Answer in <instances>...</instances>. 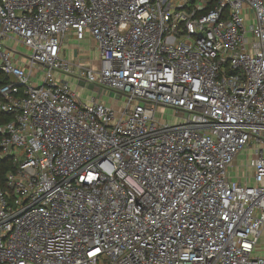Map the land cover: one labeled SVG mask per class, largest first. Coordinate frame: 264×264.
Masks as SVG:
<instances>
[{
  "label": "built area",
  "instance_id": "1",
  "mask_svg": "<svg viewBox=\"0 0 264 264\" xmlns=\"http://www.w3.org/2000/svg\"><path fill=\"white\" fill-rule=\"evenodd\" d=\"M0 71V264H264V0H0Z\"/></svg>",
  "mask_w": 264,
  "mask_h": 264
},
{
  "label": "rangeland",
  "instance_id": "2",
  "mask_svg": "<svg viewBox=\"0 0 264 264\" xmlns=\"http://www.w3.org/2000/svg\"><path fill=\"white\" fill-rule=\"evenodd\" d=\"M248 25L252 24V20L247 21ZM250 36V35H249ZM10 46H15L14 42H9ZM16 50L29 55L30 51L27 49L26 46L23 44H18L15 46ZM76 52H80L81 58L86 60L87 64H92L94 66H98L99 58H98V51L95 48V42L91 38H87L83 41H77L74 39L73 36L69 37V40L66 41L65 44V57L67 59H73L76 56ZM5 74H1L3 77ZM0 77V78H1ZM33 83H40V77L38 79L32 78ZM72 87L74 90L78 91L82 100L98 98L99 92L94 85H86L84 82L78 83V80L71 78ZM111 93V94H109ZM108 94H105L101 97V101L109 104L111 98L116 97V93L111 91ZM166 120L172 122L175 118L172 117V111L168 110L166 112ZM241 154L238 158L233 162L231 167V177L235 181H249L252 183V170L248 167V156L250 157L252 152ZM248 175V176H247ZM255 256L264 257V234L259 238L258 247L255 251Z\"/></svg>",
  "mask_w": 264,
  "mask_h": 264
},
{
  "label": "trees",
  "instance_id": "3",
  "mask_svg": "<svg viewBox=\"0 0 264 264\" xmlns=\"http://www.w3.org/2000/svg\"><path fill=\"white\" fill-rule=\"evenodd\" d=\"M2 72L0 71V77H1ZM9 81H11V78L4 75L3 77L0 78V87L6 83H8ZM11 120V117L5 114H0V121L1 122H5V121H9ZM11 168V163L8 159H0V180L2 182V185H4V177H5V173L7 172V170H9Z\"/></svg>",
  "mask_w": 264,
  "mask_h": 264
},
{
  "label": "crops",
  "instance_id": "4",
  "mask_svg": "<svg viewBox=\"0 0 264 264\" xmlns=\"http://www.w3.org/2000/svg\"><path fill=\"white\" fill-rule=\"evenodd\" d=\"M80 56H81L80 52H76V56H75L74 58H78V57L81 58ZM81 59H82V58H81ZM82 60H83L84 62H86L85 59H82ZM103 102H104V101H103ZM109 104H110V105H115L114 98H111V99H110Z\"/></svg>",
  "mask_w": 264,
  "mask_h": 264
}]
</instances>
